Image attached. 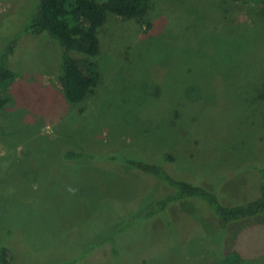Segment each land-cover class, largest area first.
Masks as SVG:
<instances>
[{
	"label": "rangeland",
	"instance_id": "374dc122",
	"mask_svg": "<svg viewBox=\"0 0 264 264\" xmlns=\"http://www.w3.org/2000/svg\"><path fill=\"white\" fill-rule=\"evenodd\" d=\"M39 1L0 0V60L19 40L20 79L0 112V247L12 264H232L211 249L264 264V214L223 230L203 204L183 202L165 225L145 217L162 184L127 165L170 157V174L227 204L258 196L264 1L153 0L149 32L111 17L92 58L101 84L80 105L55 76L57 42L23 32ZM65 149L95 158L65 161Z\"/></svg>",
	"mask_w": 264,
	"mask_h": 264
},
{
	"label": "trees",
	"instance_id": "16d2710c",
	"mask_svg": "<svg viewBox=\"0 0 264 264\" xmlns=\"http://www.w3.org/2000/svg\"><path fill=\"white\" fill-rule=\"evenodd\" d=\"M228 1L239 3L248 0ZM153 7V0H40L35 13L24 25L23 32L31 35L46 34L57 42L61 56L60 63L54 68L55 76L67 100L73 105H80L86 98L95 95L101 84L99 63L92 59L102 53L100 31L108 25L111 17H116L122 22L135 21L143 32H149L152 23L148 16ZM18 41L14 39L10 42L0 60V112L11 102L8 91L12 84L20 79L12 62ZM92 154L65 149L61 158L65 161L95 158ZM139 157L142 159L127 160L128 170L131 168L135 173L157 180L163 188L155 195L154 202L149 204L146 218L159 215L162 217L158 221L170 225L167 214L177 205H183V202L203 204L204 209L213 212L223 230H227L230 224L264 214V181L259 184L258 196L253 200L227 204L216 191L170 174L164 165L170 157ZM10 249L9 246L0 247V264L13 263L14 254ZM115 250L111 248V254ZM211 251L222 262L238 263L237 260L231 261V253L216 249Z\"/></svg>",
	"mask_w": 264,
	"mask_h": 264
}]
</instances>
